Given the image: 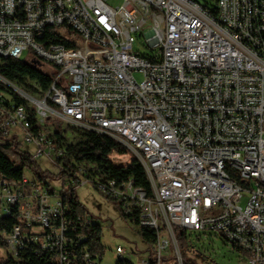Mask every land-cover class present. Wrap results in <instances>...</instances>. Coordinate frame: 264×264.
Wrapping results in <instances>:
<instances>
[{"label":"built area","instance_id":"obj_1","mask_svg":"<svg viewBox=\"0 0 264 264\" xmlns=\"http://www.w3.org/2000/svg\"><path fill=\"white\" fill-rule=\"evenodd\" d=\"M211 7L196 0H0V58L31 50L27 61L39 59L38 68L52 75L46 90L32 83L34 92L0 75L26 102L0 90V146L33 145L32 159L48 157L68 186L55 191L35 172L28 176L27 165L19 178L0 176L7 255L102 264V254L76 243L85 237L75 238L65 203L96 181L128 219L156 235L146 258L118 245L116 264H184L177 229L187 239L190 231L219 236L240 263L264 264V0H215V14ZM139 40L147 53L135 48ZM56 121L131 151L152 194L132 178L93 179L83 165L67 167L49 138ZM5 216L17 220L10 230L2 227Z\"/></svg>","mask_w":264,"mask_h":264},{"label":"trees","instance_id":"obj_2","mask_svg":"<svg viewBox=\"0 0 264 264\" xmlns=\"http://www.w3.org/2000/svg\"><path fill=\"white\" fill-rule=\"evenodd\" d=\"M197 1V0H196ZM198 2V1H197ZM205 7L212 6V12L215 14L214 5H203ZM53 30L49 28L47 35L51 34ZM0 75L4 78L17 83L21 87L28 91L34 92L35 88L32 83L40 85L42 90L48 89L52 75L48 72L43 71L32 63L19 59L12 58H0ZM0 90H4L11 94L12 99L19 103H26L18 95H16L11 89L5 87L0 82ZM31 122L35 123V117L33 109L30 108ZM40 129L48 131L46 127L38 126ZM67 128H71L75 136L72 141H69L66 133ZM63 128L60 122H54L53 132L49 134V138L54 142L56 148L63 149L64 155L61 157L67 167L69 166H85L88 171L87 173L93 179L101 177L103 179H116L118 181L128 180L132 178L135 185L145 189L149 195L152 194V188L150 182L145 174L143 166L134 159L128 166H118L111 160V155L114 153L123 154L126 149L123 145L115 141L109 136L99 134L89 130H83L76 126H68ZM37 128L35 129V131ZM67 131V132H66ZM33 166L35 174L39 181L44 185H49L45 180V175L41 171V167L37 163V160L32 159V154L29 150L22 148L18 150L15 145H2L0 146V176L7 178H19L23 176L24 166ZM65 173L61 172L60 175L64 176ZM96 185V181L93 183ZM106 196V195H105ZM109 198L108 196H106ZM111 199V198H110ZM113 200V199H112ZM120 207V204L114 200ZM67 216L76 225V231L74 234L75 238L79 235H83L85 239L83 241H76L79 247L84 245L88 246L92 253L98 252L103 255L104 250L100 245L102 227L92 220L88 225H83L79 222V218L83 219L87 217L84 214L83 205L78 201L75 193H71L65 199ZM121 209V207H120ZM127 217V216H126ZM128 218V217H127ZM2 227L10 230L16 223V218L5 216ZM137 224V218L135 219ZM75 227V226H74ZM73 226L70 228H74ZM143 238L151 245L156 240L154 231L150 229H140ZM177 239L183 254L184 264H195L193 260L185 258V251L190 249L188 247V239L185 230L177 229ZM0 243L3 241L0 238ZM0 264H55L50 260L47 254L43 256H34L33 252L30 255L23 256L22 260L16 262L13 257L7 255Z\"/></svg>","mask_w":264,"mask_h":264},{"label":"rangeland","instance_id":"obj_3","mask_svg":"<svg viewBox=\"0 0 264 264\" xmlns=\"http://www.w3.org/2000/svg\"><path fill=\"white\" fill-rule=\"evenodd\" d=\"M202 5H214L215 0H197ZM110 5H121L124 0H108ZM135 48L141 52L147 53V50L141 40L137 41ZM32 55L31 50H25L21 56L22 60H29ZM30 62L41 67L42 62L39 59H32ZM137 79H141L140 74H136ZM67 128V125H63ZM66 136L69 141L74 139V132L71 128H67ZM22 148L31 152L35 151L33 145L23 144ZM135 159V155L131 151L123 154L114 153L111 160L118 166H128ZM37 163L41 167V171L45 172V180L51 185V188L57 192H64L68 186H65L61 178H58V168L46 156L37 158ZM33 166L26 170L28 176H32ZM75 195L78 201L83 205L84 214L94 223L102 227L100 245L103 247L102 264H116L118 256L116 247L122 245L128 253L134 255L136 259L148 257V248L151 244L143 238L140 228L128 219L119 205L112 199L107 198L99 191L93 183H84L76 188ZM247 196L243 197L242 205L244 206ZM188 247H193L185 251V258L193 260L195 264H243L240 263L237 254L231 251L229 246L221 237L213 236L210 233L201 234L200 232H189ZM173 251L172 246L167 250V254ZM97 253V252H96ZM166 253V252H165ZM98 254V253H97ZM7 257V248L0 243V262ZM163 264H173V260H165Z\"/></svg>","mask_w":264,"mask_h":264}]
</instances>
